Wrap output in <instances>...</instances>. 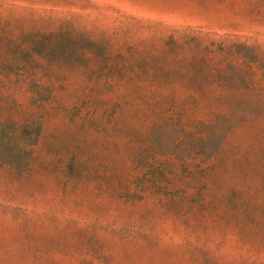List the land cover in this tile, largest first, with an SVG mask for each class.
I'll use <instances>...</instances> for the list:
<instances>
[{
	"label": "rangeland",
	"instance_id": "374dc122",
	"mask_svg": "<svg viewBox=\"0 0 264 264\" xmlns=\"http://www.w3.org/2000/svg\"><path fill=\"white\" fill-rule=\"evenodd\" d=\"M53 29L67 35L50 91L22 66ZM173 29L257 46L264 94V0H0L2 133L31 105L44 120L27 170L0 154V264H264V99L204 174L185 140L197 113L117 83Z\"/></svg>",
	"mask_w": 264,
	"mask_h": 264
},
{
	"label": "trees",
	"instance_id": "16d2710c",
	"mask_svg": "<svg viewBox=\"0 0 264 264\" xmlns=\"http://www.w3.org/2000/svg\"><path fill=\"white\" fill-rule=\"evenodd\" d=\"M63 31L53 29L43 33L41 50H34L30 42V57L22 66L25 72L33 76L36 74L32 72L33 69L41 71L42 76L38 80L44 87H50V91L54 82H46V79L54 73L63 55L67 35ZM82 32V41H97L86 31ZM194 34L189 37L185 32L173 29L169 35L156 37L150 45L149 56L127 65L137 75L120 79L117 83L121 82L122 89L135 93L149 106L197 113L185 130V140L191 155L196 151L193 146L197 144V167L206 174L210 172L213 158L231 124L244 119L248 112H257L261 108L264 94L259 91L255 66L261 55L257 46L224 39L211 40L200 32ZM8 97L13 105H19L17 98ZM46 103L47 97L40 100L38 107L45 110ZM21 112L25 119L19 118ZM8 116L12 125L4 133L1 130L4 119L0 118V154L4 153L2 162L9 170L17 171L22 161L24 170H27L33 147L42 130L43 116L35 120L32 105L24 112L16 110ZM215 136L219 141L213 147ZM189 159L194 158L190 156Z\"/></svg>",
	"mask_w": 264,
	"mask_h": 264
}]
</instances>
